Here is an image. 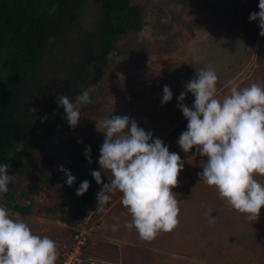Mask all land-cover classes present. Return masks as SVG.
Instances as JSON below:
<instances>
[{"label": "rangeland", "instance_id": "1", "mask_svg": "<svg viewBox=\"0 0 264 264\" xmlns=\"http://www.w3.org/2000/svg\"><path fill=\"white\" fill-rule=\"evenodd\" d=\"M130 2L144 8L142 31L118 41L122 55L112 57L109 68L91 65L89 73L95 80L88 90L93 103L79 106L82 119L75 129L66 117L58 121L45 151L33 154L35 165L19 183L31 200L16 197V201L22 205L33 202L32 214L13 212L3 195L0 206L10 211L13 219H23L34 234L53 239L59 251L56 264H61L72 245L73 231L49 211L52 207L70 210L75 197L65 195L68 185L61 178L65 173L60 166L65 168L70 151L85 156L90 147L92 162L88 160L81 172H70L77 180L101 171L98 161L105 134L96 130V122L111 113L127 115L184 161L178 186L173 189L180 201V223L171 232L161 231L153 239H143L135 228L125 227L132 216L122 204L120 192L112 194L105 211L97 212V194L102 190L99 185L79 220L89 229L81 264H264V208L257 221H249L246 214L222 199L215 187L201 180L206 158L195 148L183 152L177 142L188 125L178 97L200 69L211 68L217 73V97L221 99L230 94L233 82L240 88L252 83L264 85V37L259 35V21L250 20L251 13L260 11L259 0ZM103 4L104 0H86L64 35L48 41L40 63L27 80L33 96L26 102L36 98L43 109L51 108V100L58 102L68 87L70 65L80 61L95 44ZM165 85L173 92L168 104L161 103ZM194 100L187 93L184 103L191 108ZM28 104L33 111L34 106ZM62 124L68 126L66 132H62ZM52 175L50 184H42L35 191L29 188L41 176ZM111 178L110 172L102 173L104 183ZM256 179L264 182L259 175ZM209 213L218 218L215 223H210ZM114 226L118 230L113 231Z\"/></svg>", "mask_w": 264, "mask_h": 264}, {"label": "clouds", "instance_id": "2", "mask_svg": "<svg viewBox=\"0 0 264 264\" xmlns=\"http://www.w3.org/2000/svg\"><path fill=\"white\" fill-rule=\"evenodd\" d=\"M260 11L250 14L251 21H259L261 37H264V0H259ZM166 22V21H164ZM218 75L211 69H200L196 78L185 84L178 101L179 109L188 121L187 130L180 134L178 145L185 153L192 149L206 158L200 178L215 187L222 199L249 221H257L264 208V85L252 83L240 88L235 82L230 94L217 97ZM91 90L77 96L75 102L68 95L58 97V104L66 113L69 126L75 129L82 119L80 105L93 101ZM187 93L194 97L190 108L184 101ZM173 99L170 86L165 85L161 103ZM96 130L105 134L100 147L101 171H92L102 190L97 194V212L105 211L112 194H122V204L128 208L132 220L125 224L135 228L141 238L153 239L161 231L171 232L180 221L177 194L180 173L184 161L180 155L153 133L129 116H105L96 122ZM85 156L91 163V148ZM10 165L0 164V195L9 191V183L16 176L9 175ZM71 187L75 176L62 165ZM111 173L109 183H104L102 173ZM90 188L84 180L77 189L83 196ZM194 190V189H193ZM216 217L209 213L210 223ZM118 230L115 226L113 231ZM59 251L56 242L48 236L34 234L23 219H13L10 211L0 206V264H56Z\"/></svg>", "mask_w": 264, "mask_h": 264}, {"label": "trees", "instance_id": "3", "mask_svg": "<svg viewBox=\"0 0 264 264\" xmlns=\"http://www.w3.org/2000/svg\"><path fill=\"white\" fill-rule=\"evenodd\" d=\"M85 1L0 0V164H9V175L16 176L8 185L9 191L2 195L13 212L22 216L32 214L34 203L22 205L16 201V197L31 200L28 192L19 188V183L35 165L33 154L45 151L55 135L58 121L66 117L58 102L50 98V109H43L36 98L26 102L33 96L27 80L40 63L48 41L64 35L66 26L77 18L76 11L84 7ZM101 11L95 44L86 50L80 61L70 65L68 87L63 95H68L72 102L92 86L95 79L89 73L91 65L98 69L109 68L111 58L122 55L118 41L127 35L136 36L145 25L144 8L130 0H104ZM28 103L34 106L33 111ZM67 130L68 126L62 124V132ZM67 158L64 164L70 171L81 172L88 161L86 156L74 150ZM53 178L54 175L41 176L38 183L29 188L35 191L42 184H50ZM61 178L66 179V175ZM84 180L90 182V188L83 196H77V189ZM98 188L94 177L84 179L80 176L65 191L66 196L75 197L72 208L52 207L50 214L62 225L73 228L83 217L84 208Z\"/></svg>", "mask_w": 264, "mask_h": 264}, {"label": "built area", "instance_id": "4", "mask_svg": "<svg viewBox=\"0 0 264 264\" xmlns=\"http://www.w3.org/2000/svg\"><path fill=\"white\" fill-rule=\"evenodd\" d=\"M71 229L73 231L72 245L61 264H81L84 248L87 244L86 235L89 229L82 224L80 225V221Z\"/></svg>", "mask_w": 264, "mask_h": 264}]
</instances>
